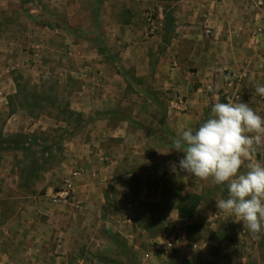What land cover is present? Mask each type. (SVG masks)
Masks as SVG:
<instances>
[{
    "label": "crops",
    "instance_id": "crops-1",
    "mask_svg": "<svg viewBox=\"0 0 264 264\" xmlns=\"http://www.w3.org/2000/svg\"><path fill=\"white\" fill-rule=\"evenodd\" d=\"M249 1L264 0H182L174 4L175 26L169 27L158 0H58L46 11L34 0H0V86L15 69L36 70L49 79L56 78V69L64 72L70 108L81 117L65 155L81 164L75 175L82 182L78 195L86 214L97 219L111 203L113 219L124 211L130 215L135 203L129 193L137 186L147 194L152 165L183 154L169 152L174 137L168 129L176 134L196 129L198 114L211 113L213 98L220 97L217 87L223 84L222 95L230 92L219 65L238 63L244 49L264 48L263 30L246 19ZM203 24L211 36H204ZM200 54L207 55L209 67L195 73ZM72 81L78 89H68ZM197 81L202 86L194 87ZM7 91L0 87V98ZM236 97L248 98L247 91ZM259 152L256 148L248 159L258 161ZM110 188L116 196L109 201ZM65 251L64 256L73 253Z\"/></svg>",
    "mask_w": 264,
    "mask_h": 264
},
{
    "label": "rangeland",
    "instance_id": "rangeland-1",
    "mask_svg": "<svg viewBox=\"0 0 264 264\" xmlns=\"http://www.w3.org/2000/svg\"><path fill=\"white\" fill-rule=\"evenodd\" d=\"M34 1L45 11L58 3ZM175 3L163 5L164 22L169 27L175 26ZM259 3L248 2L250 15L246 19L252 28H261L264 36V1ZM54 10L60 11L58 7ZM258 15L263 16L262 22ZM201 29L204 33V24ZM44 40L41 38V43ZM201 40L206 53L207 39ZM17 41L23 44V40ZM257 55L263 56L261 62H257ZM239 56L238 63L219 65L230 92L222 95L221 83L216 90L220 97L212 102L226 103L229 95L232 102L247 103L264 117V96L256 92L264 86V48L253 46L239 51ZM208 67L207 55L200 54L194 72H205ZM56 70L52 79L36 70H11V80L0 86L8 90L0 98V264H264V232L254 239L242 222L218 214L215 200L226 198V184L215 186L172 170L171 165L179 164L184 154L152 165L146 195L142 196L139 187H132L129 198L135 206L130 215L123 209L113 219L111 203L97 219L95 213L86 214L78 195L82 182L75 175L80 173L81 164L65 155L68 138L81 117L70 108L64 72ZM197 85L202 86L198 81L194 87ZM69 88L78 89L79 84L72 81ZM241 90L247 91L248 98L236 97ZM167 99L170 106L172 100ZM209 115L207 111L198 114L199 123ZM154 126L158 130L159 124ZM168 132L175 137L177 131ZM258 148V161L246 159L241 171L247 170L249 161L264 165V145ZM68 180L75 187L70 203L55 204L52 197ZM113 196L116 194L110 188L109 201ZM198 200L193 217L181 218V214L193 213ZM127 217L132 218L131 223H125ZM29 232L36 236L34 240L27 239ZM71 248L73 253L64 256L65 249Z\"/></svg>",
    "mask_w": 264,
    "mask_h": 264
},
{
    "label": "clouds",
    "instance_id": "clouds-1",
    "mask_svg": "<svg viewBox=\"0 0 264 264\" xmlns=\"http://www.w3.org/2000/svg\"><path fill=\"white\" fill-rule=\"evenodd\" d=\"M264 96V86L256 88ZM264 145V117L247 103L216 102L209 117L196 129L188 127L176 134L172 148L184 155L179 164L171 165L188 176L210 181L227 188L226 198L216 199L218 214L242 222L252 238L264 232V165L249 164L241 171L244 161Z\"/></svg>",
    "mask_w": 264,
    "mask_h": 264
},
{
    "label": "built area",
    "instance_id": "built-area-1",
    "mask_svg": "<svg viewBox=\"0 0 264 264\" xmlns=\"http://www.w3.org/2000/svg\"><path fill=\"white\" fill-rule=\"evenodd\" d=\"M262 30H259L261 32ZM205 35L206 36H211L212 35V29L210 27L206 28L205 30ZM75 187L72 181L68 180L66 182V185L54 196L52 197V201L55 204H68L70 203L72 199V195L74 193Z\"/></svg>",
    "mask_w": 264,
    "mask_h": 264
},
{
    "label": "trees",
    "instance_id": "trees-1",
    "mask_svg": "<svg viewBox=\"0 0 264 264\" xmlns=\"http://www.w3.org/2000/svg\"><path fill=\"white\" fill-rule=\"evenodd\" d=\"M158 1H159V2H163V3H171V2H179V1H182V0H158ZM198 203H199V200H198L197 203H196V207H194V209L192 210V211H193L192 214H189V213L181 214V218H189V217H193V214L195 213L197 207L199 206Z\"/></svg>",
    "mask_w": 264,
    "mask_h": 264
}]
</instances>
